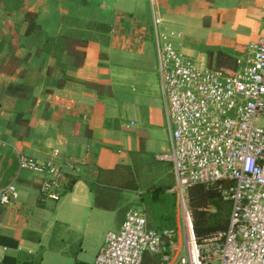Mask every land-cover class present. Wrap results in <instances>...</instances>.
Wrapping results in <instances>:
<instances>
[{"label":"crops","instance_id":"crops-1","mask_svg":"<svg viewBox=\"0 0 264 264\" xmlns=\"http://www.w3.org/2000/svg\"><path fill=\"white\" fill-rule=\"evenodd\" d=\"M26 9L36 12L44 32L85 40L80 47L85 55L77 67L65 58L64 75H49L48 55L20 45L23 22L16 39L4 43L6 49L0 41V85L20 84L30 92L14 108L0 104V189L11 183L17 193L9 205L0 204V236H17L14 247L4 245L1 259L91 264L105 232L116 230L123 214L118 216V207L94 205L88 182L98 168L116 164H136L143 175L144 153L163 151L168 143L164 105L165 125L153 130L155 135L167 130L159 143L147 133L152 129L144 119V93L127 91L132 72L143 81L145 71L157 72L151 15L160 17L165 30L180 31L179 38L173 37L180 52L213 67L217 52L243 60L246 44L264 36V0H36ZM27 52V68L19 74L9 58ZM60 78L64 82L57 87ZM53 150L56 160L71 161L62 170L65 183L72 181L57 198L39 200L42 174L20 168L17 156L47 160ZM122 194L119 207L137 196L135 191Z\"/></svg>","mask_w":264,"mask_h":264},{"label":"built area","instance_id":"built-area-1","mask_svg":"<svg viewBox=\"0 0 264 264\" xmlns=\"http://www.w3.org/2000/svg\"><path fill=\"white\" fill-rule=\"evenodd\" d=\"M150 30L166 115L168 143L156 153L169 164L173 183L175 229L149 228L140 208H128L116 230L105 232L91 264H264V36L245 46L232 74L199 65L180 52L153 13ZM179 42H177V45ZM17 156L20 168L42 174L38 199H55L64 190L63 166L70 160ZM193 184L214 187L230 203L225 229L197 239L188 203ZM8 183L0 204L16 198ZM6 247L0 244V259Z\"/></svg>","mask_w":264,"mask_h":264},{"label":"trees","instance_id":"trees-1","mask_svg":"<svg viewBox=\"0 0 264 264\" xmlns=\"http://www.w3.org/2000/svg\"><path fill=\"white\" fill-rule=\"evenodd\" d=\"M4 7L17 9L22 5L23 0H0ZM23 29L20 33V45L33 47L34 53L41 52L48 55L46 73L53 75L60 73L64 75L66 70L65 58L71 59L74 67L79 66L84 59V50L80 47L85 45V40L72 34H58L57 32H44L39 22L37 14L32 10H23L21 13ZM2 44L0 42V49ZM27 52L23 57L10 56V64L16 65L19 74L27 68ZM211 59V54L207 60ZM213 67L225 74H232L236 68L235 59L217 52L213 56ZM0 58V69H1ZM64 82L60 78L56 82L59 87ZM30 92L24 85L6 84L0 85V104L14 108L18 101L28 100ZM151 164H147L148 172L141 174L136 164L123 165L116 164L112 167L98 168L96 177L88 182V187L94 197V205L115 209L118 207V216L124 215L128 209L126 206L119 207L122 192L135 191L138 195L137 206H141L145 215L146 225L159 232L174 228V195L168 192V188L173 183L169 167L159 165L153 155ZM146 164V163H143ZM149 173V174H148ZM71 178L66 183L64 189H68ZM188 203L192 214L193 231L197 239L225 229L229 214L230 203L222 198L219 192L211 186L205 187L202 184H193L188 188ZM17 236H0V244L5 246L16 245ZM0 264H14L13 258L4 256ZM142 264H157L155 256L143 255Z\"/></svg>","mask_w":264,"mask_h":264},{"label":"rangeland","instance_id":"rangeland-1","mask_svg":"<svg viewBox=\"0 0 264 264\" xmlns=\"http://www.w3.org/2000/svg\"><path fill=\"white\" fill-rule=\"evenodd\" d=\"M69 0H59V2H67ZM81 2L84 0H70ZM36 0H23L22 5L17 9H12L8 7H4V5L0 2V41H3V44L7 40H14L16 39L17 33L20 31V22H21V13L24 9L34 5ZM69 34V33H68ZM2 44V42H1ZM6 44H4V49H6ZM129 86L127 87V91L132 93L133 96L136 94L144 93V119L147 123H149L148 128L150 127L152 131L147 132L148 135L150 134L151 137L157 142L161 143L165 141V136L167 135V130L164 133H159L155 135L154 129L158 125H165L164 115L162 116L161 110H163V100L161 94V86L158 72L154 75L148 73L147 71L144 72V81L141 79V75L136 72H132L128 75ZM144 82V83H143ZM157 106H160L158 108ZM158 108V109H157ZM159 112V113H158ZM163 113V112H162ZM152 117V118H151ZM259 125H264L263 119L260 118L257 120ZM161 152V151H160ZM159 153V152H157ZM156 154V153H155ZM153 152L144 153V174L148 172L147 164H151V158ZM166 167H169V164L163 161H159L157 163ZM169 172L172 175L169 167ZM149 174V173H148ZM173 178V176H172ZM136 193V192H135ZM121 199H123V194L121 195ZM128 200V199H127ZM138 203V195L134 196L132 199H129V202L126 203L124 206L126 208H141V206H137ZM175 214V213H174ZM174 228H176V220L174 217Z\"/></svg>","mask_w":264,"mask_h":264}]
</instances>
